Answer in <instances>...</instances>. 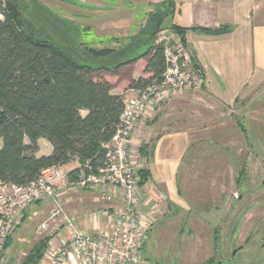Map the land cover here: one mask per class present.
<instances>
[{
    "label": "trees",
    "instance_id": "16d2710c",
    "mask_svg": "<svg viewBox=\"0 0 264 264\" xmlns=\"http://www.w3.org/2000/svg\"><path fill=\"white\" fill-rule=\"evenodd\" d=\"M25 1L0 0V182L17 186L34 181L45 168L74 162L66 173L68 182L97 175L105 165L104 146L114 136L125 100L123 94L112 92L106 78H117L122 69L142 63L141 75L124 92L136 93L159 82L166 69L163 45L155 42L160 31L172 32L182 47L189 30L209 36L227 32L226 26L180 28L170 22L163 27L173 14L171 4L165 3L147 14L134 39L97 40L100 47L80 40L59 45L37 38L32 20L25 16ZM237 126L244 134V126L240 122ZM40 139L51 145L50 154L36 156ZM139 153L148 155L143 147ZM243 174L238 173L235 184ZM138 175L139 184H144L148 172L140 169ZM46 243L43 239L35 246L23 264H39Z\"/></svg>",
    "mask_w": 264,
    "mask_h": 264
},
{
    "label": "rangeland",
    "instance_id": "374dc122",
    "mask_svg": "<svg viewBox=\"0 0 264 264\" xmlns=\"http://www.w3.org/2000/svg\"><path fill=\"white\" fill-rule=\"evenodd\" d=\"M99 3L98 0H26L28 12L25 10V16L32 20V30L37 38H46L59 45L80 40L97 47L103 45L97 40L108 35L134 39L138 27L146 22V13H139L131 21L137 26L128 27L129 21H125L115 27L107 24L105 27L99 13L89 10L104 6ZM163 27H168L167 21ZM232 65L235 69L242 65L249 81L233 109L235 128L240 122L245 133L242 135L236 130L233 139L211 141L212 148L219 153L216 184H209L206 171L189 172L191 176L179 182L178 194L174 196L176 204H168L171 195L161 193L157 197L154 190L151 194L156 200L149 198L143 203L137 197L141 213L149 223L142 255L150 264H264V76L260 74L255 82V68L251 63L246 64L244 56L235 58ZM98 66L93 65L94 68ZM143 67L144 64L137 63L133 68L124 69V79L117 85V90L123 93L133 76L131 70H142ZM47 152L45 142L37 153ZM201 159L204 166V156ZM73 166L62 167L61 171L66 176ZM240 171L244 174L237 185L235 178ZM65 183L75 191L77 199L89 190ZM139 183L138 175L137 190ZM100 193L102 195L101 190ZM55 194L58 198L56 189ZM97 194L87 197H100ZM45 202L49 204L46 212L35 216L30 212L25 221L20 220L14 227L6 243V264H23L33 248L47 239L49 233L53 234V223H49L43 232L37 231L38 226L47 221L52 208L50 201Z\"/></svg>",
    "mask_w": 264,
    "mask_h": 264
},
{
    "label": "crops",
    "instance_id": "0c3cea01",
    "mask_svg": "<svg viewBox=\"0 0 264 264\" xmlns=\"http://www.w3.org/2000/svg\"><path fill=\"white\" fill-rule=\"evenodd\" d=\"M98 2L104 6L89 10L99 13L105 27L106 24L115 27L125 21H129L126 25L128 27L137 26V23L131 24V21L139 13L147 15L154 10V6L165 3L171 4L170 9L173 13L171 18L165 19L168 25L171 22L180 28L228 27L227 32L219 36L204 35L191 30L186 32L183 49L192 66L200 69L203 85L175 93L170 91L161 93L154 107L147 110L138 120L131 140L134 159L141 165V169L148 172V179L144 184H139L137 190V197L139 196L143 203L149 198L156 200L151 194L154 190L157 197L161 193L171 195L168 196V204H176L174 196L178 194L179 182L187 176L189 178L191 176L189 172L206 171L209 184H216L219 153L216 148H212L211 141L233 139L236 130L243 135L237 124L235 128L233 109L239 96L248 88L249 81L242 70V65L235 69L232 61L244 56L246 64L251 63L255 68V82L260 74L264 76V0H98ZM161 12H165V8H162ZM111 37L119 36L108 35L99 40L106 43ZM122 70L119 77L109 76L106 80L111 84L114 94H123L125 97L132 95L133 92L122 93L117 90V85L124 79ZM141 72L142 70L136 68L131 70L133 76L130 80L138 78ZM45 142L48 145V152L36 153V156L50 154L51 145L43 139L37 141L38 150ZM223 145L225 147L224 143ZM141 147L147 149L146 157L139 153ZM202 156L205 159L204 166L200 162ZM71 165L75 167L76 163L66 167L69 168ZM184 173L185 177L181 176ZM65 184V182L58 184L56 193L65 211L74 219L77 228L87 235H94L103 230L106 227L104 212L109 208V204L102 200L100 190L95 187L82 188L89 190L83 193L84 198L77 199L75 191ZM96 193L100 197H87ZM96 205L99 206L96 208ZM48 208L47 202H37L21 213V219H27L30 212L34 216L38 213L43 214Z\"/></svg>",
    "mask_w": 264,
    "mask_h": 264
},
{
    "label": "built area",
    "instance_id": "2783aa9c",
    "mask_svg": "<svg viewBox=\"0 0 264 264\" xmlns=\"http://www.w3.org/2000/svg\"><path fill=\"white\" fill-rule=\"evenodd\" d=\"M156 43L163 45L166 61L160 81L125 98L114 136L104 146L105 165L97 175H81L69 182L76 187L90 185L101 190L102 200L109 204L104 212L106 227L94 235L77 228L55 194L56 186L67 181L59 167L45 168L37 179L24 186L0 182V264L7 262L6 243L21 220V213L40 201H50L52 208L37 231L43 232L53 223V234L46 237L45 255L39 264H150L142 255L149 223L141 213L136 194L141 165L134 159L132 136L138 120L154 107L161 93L199 88L203 79L176 35L160 31Z\"/></svg>",
    "mask_w": 264,
    "mask_h": 264
},
{
    "label": "water",
    "instance_id": "95a60500",
    "mask_svg": "<svg viewBox=\"0 0 264 264\" xmlns=\"http://www.w3.org/2000/svg\"><path fill=\"white\" fill-rule=\"evenodd\" d=\"M262 184H264V179H263V182H262Z\"/></svg>",
    "mask_w": 264,
    "mask_h": 264
},
{
    "label": "flooded vegetation",
    "instance_id": "af4514ba",
    "mask_svg": "<svg viewBox=\"0 0 264 264\" xmlns=\"http://www.w3.org/2000/svg\"><path fill=\"white\" fill-rule=\"evenodd\" d=\"M233 254H234V253H233ZM233 254H232V255H233Z\"/></svg>",
    "mask_w": 264,
    "mask_h": 264
}]
</instances>
